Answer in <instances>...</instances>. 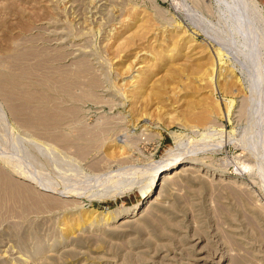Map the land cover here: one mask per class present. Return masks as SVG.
Here are the masks:
<instances>
[{
	"label": "rangeland",
	"instance_id": "1",
	"mask_svg": "<svg viewBox=\"0 0 264 264\" xmlns=\"http://www.w3.org/2000/svg\"><path fill=\"white\" fill-rule=\"evenodd\" d=\"M0 264H264V0H0Z\"/></svg>",
	"mask_w": 264,
	"mask_h": 264
},
{
	"label": "bare ground",
	"instance_id": "2",
	"mask_svg": "<svg viewBox=\"0 0 264 264\" xmlns=\"http://www.w3.org/2000/svg\"><path fill=\"white\" fill-rule=\"evenodd\" d=\"M194 45V44H193ZM137 77V76H136ZM184 161H175V162H171L169 163L166 168L163 170V172L161 173V176L159 177L161 180L163 181H167L170 180L172 178V172L174 170H180V169H185V170H195L196 167L194 166V164H185L184 165ZM201 170V169H200ZM45 187V186H44ZM154 188V187H153ZM44 189V188H43ZM49 189V188H48ZM53 191V190H52ZM147 196V195H146ZM138 206V205H137Z\"/></svg>",
	"mask_w": 264,
	"mask_h": 264
}]
</instances>
